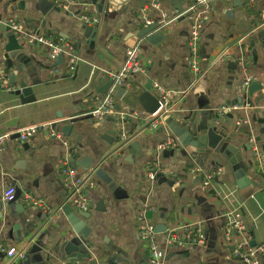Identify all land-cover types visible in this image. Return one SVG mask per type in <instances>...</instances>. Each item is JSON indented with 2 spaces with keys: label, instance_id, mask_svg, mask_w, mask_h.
Returning a JSON list of instances; mask_svg holds the SVG:
<instances>
[{
  "label": "crops",
  "instance_id": "crops-1",
  "mask_svg": "<svg viewBox=\"0 0 264 264\" xmlns=\"http://www.w3.org/2000/svg\"><path fill=\"white\" fill-rule=\"evenodd\" d=\"M46 1L12 0L11 12L4 14L0 6V18L12 20L22 32L67 42L80 61L67 76L66 57L55 67L44 46L19 41L27 63L19 72L12 67L1 74L7 40L0 30V80L10 88H0V134L51 124L69 149L45 130L25 149L12 140L1 153L0 245L15 253L11 257L0 253L4 256L0 264L24 260L34 242L43 253L51 252L46 264H81L66 263L53 251L59 238L73 233L61 212L68 198L61 170L73 160L77 164L89 160L90 168L99 165L114 184L112 193L109 185L90 175V169H75L95 185L84 189L88 206L92 204L86 210L90 217H78L89 230L92 258L110 252L119 256L118 264H148L144 259L150 258L149 252L136 232L138 216L144 214L154 228L160 224L171 230L195 224L205 233V248L191 251L168 250L164 247L167 232L155 233V241L166 253L161 264H245L233 255L239 241H246L249 248H264V0H216L211 5L199 42L198 77L190 69L189 24L187 18L182 19L190 0H156L159 10L149 8V0H97L95 5L93 0H72L66 9L56 7L42 15L39 9L46 7ZM162 12L167 15L159 23L163 41L151 46L135 38L145 26L143 16L157 20ZM83 15L98 20L96 26H88L96 29L92 42L83 37ZM137 42L145 73L130 78L126 89L147 80L159 84L167 92L165 110L149 115L137 102L126 105L116 99L114 106L119 111L113 108L114 114L103 121L90 119L87 113L109 81L106 73L119 68L125 49ZM20 82L31 89L33 102L22 104L12 93ZM245 82L257 84L261 90L249 98L243 93ZM151 92L155 94L153 88ZM192 112L209 115L204 119L214 114L216 126L225 122V133L233 136L236 159L248 167L244 181L235 177L237 164L232 166L213 151L191 156L190 149L180 146L168 132L165 117L176 121ZM119 114L131 116L121 139L117 137ZM159 115L158 126L150 129L148 124ZM64 126H71L68 136L61 132ZM112 131L115 135L109 134ZM123 140L130 141L119 148ZM167 143H173L174 149L160 151ZM153 164L172 186L147 180ZM194 167L202 174H213L209 186H203ZM8 187L18 188L21 195L15 204L3 206V192ZM27 195L38 204L22 202ZM19 205L25 212H14ZM235 215L245 229L240 234L228 230V219ZM46 216L47 220H41ZM252 238L254 247L249 246Z\"/></svg>",
  "mask_w": 264,
  "mask_h": 264
},
{
  "label": "built area",
  "instance_id": "built-area-1",
  "mask_svg": "<svg viewBox=\"0 0 264 264\" xmlns=\"http://www.w3.org/2000/svg\"><path fill=\"white\" fill-rule=\"evenodd\" d=\"M55 7L60 9H66V7L72 3V0H49ZM191 5L189 6L187 12H190V15L187 17L189 30L187 36V47L189 50L190 57V69L195 77L199 76V42L201 39V32L209 19L211 12V5L216 0H190ZM148 7L151 9L159 10V3L156 0H149ZM167 15L165 12L159 14L157 20L146 18L143 16L142 20L144 25H150L152 23H163L166 21ZM81 22L85 23L87 26H96L98 20L95 17H90L83 15L80 17ZM173 18L172 21H174ZM11 25V30L19 41H23L27 44H39L44 46L49 53V58L52 63L57 62L59 56L66 57L67 66L65 74L71 76L76 68V65L80 61L79 58L74 55L71 51V47L67 42H64L60 39L55 40L51 36H41L33 33H25L20 31L18 25L9 20ZM0 23H3V20L0 18ZM142 48L139 42L127 47L124 51V59L122 65L116 70L109 71L106 73L108 80L112 82V85L109 91L102 95L98 100L93 104V106L88 111V116L91 119L97 121H103L105 118L110 117L114 114L113 106L116 98L114 97V90L120 87L127 88L130 78L136 77L138 75L145 73V68L141 62ZM248 82L243 84V87L247 85ZM0 86L5 90L9 91L10 88L4 84L3 80H0ZM154 93L158 96L159 100L163 101L165 104L160 107V110L166 108L168 104L167 92L157 83L152 84ZM219 116L222 115V112H219ZM159 118L152 120L148 127L150 129H156L158 126V120L162 115H159ZM131 117V116H130ZM127 117L124 114L117 115V137L119 139L125 137V129L127 126ZM45 130L47 134L52 139H58L62 144L69 149V143L66 140L62 139L57 132L51 129V124H37L32 126H27L17 130L16 132L2 133L0 134V155L5 150L8 142L16 140L19 147H22L25 144L30 143L33 139L40 133ZM17 136L15 139H13ZM173 143H167L164 146L160 147L161 150L173 149ZM72 151L69 150V155ZM258 156H260L258 154ZM194 173L199 175L202 179L203 186H209L213 174L204 173L197 167L193 168ZM158 174L157 168L153 166L148 170L146 178L150 182H154L156 175ZM62 182L64 186H67L68 189V198L67 204L78 210L86 211L88 209V201L86 194L84 192L86 188H93L95 185L93 181L88 180L82 175H79L75 169L70 168L66 165L61 170ZM14 192L13 187H8L3 192L2 199L4 201H9L12 198ZM22 202L27 205L38 204L36 200L30 196H25L22 199ZM228 230L235 231L240 234L244 232V226L241 222L239 215H235L231 220L229 217ZM154 227L149 223L144 214H140L137 219L136 232L139 240L149 252V260L152 264H161L163 258L165 257V251L160 249L157 242L154 239ZM207 244V239L203 229L199 225H188L181 228L167 230V234L164 241V247L168 250H182V251H191L197 248H205ZM0 253H5L7 256L11 257L15 253V249L6 250L2 245H0ZM233 255L236 259L241 260L245 264H264V248L262 249H253L247 247L246 241H239L236 247L234 248Z\"/></svg>",
  "mask_w": 264,
  "mask_h": 264
},
{
  "label": "water",
  "instance_id": "water-1",
  "mask_svg": "<svg viewBox=\"0 0 264 264\" xmlns=\"http://www.w3.org/2000/svg\"><path fill=\"white\" fill-rule=\"evenodd\" d=\"M96 1L97 0H93L91 3L95 5ZM104 1L110 2L109 0H102V3H104ZM46 3V7L44 9H39L42 15L46 14L49 10H55L56 8L51 2L46 1ZM0 6L4 14L11 12L13 7L12 0H0ZM16 6L19 7V4H17ZM98 7L100 10L102 9V6ZM189 15L190 12H186L182 16V19L187 18ZM82 24L86 29V33L83 35V37L88 42H92L96 29L93 27H88L83 22ZM159 28L160 24L156 22L150 25L143 26L135 34V38L143 39L147 44L155 46L156 44L164 40V36L162 32H160ZM0 30L3 32L2 38L6 37L7 40L6 45L3 47V71L1 72V74H4L5 70H9L12 67L19 72L21 70V65L27 63L25 55L23 54V47L19 44V40L12 32L10 22L6 21L0 23ZM7 32L8 35L6 36ZM61 61L62 57L59 56L54 66L56 67L60 65ZM111 85V81H108L105 84L102 95L106 94L109 91ZM151 89L152 82L150 80H147L142 84H136L130 91L124 87L115 89L114 97L117 100L126 102V105L130 102H137L138 104H140L145 113L154 115L165 103L159 100L158 96L151 92ZM259 90H261V87L251 82L247 83V85L243 87V93L249 98ZM12 93L18 96L22 104L34 101V97L31 94V89L25 86L22 82L18 84V88ZM135 94L137 95L134 97L133 95ZM113 108L114 110L119 111L118 106H114ZM204 116L209 115H206L204 112H192L188 117L179 118L176 121L170 119L169 117H165L164 122L167 126L168 132L177 139V142L180 144V146L190 149L191 156L210 155L211 151H213L215 154L221 155L222 157L227 159L232 166H235L233 163L237 164V167L235 169V177L241 182L244 181L243 179L247 174L248 167L247 165L241 163L238 159H236L235 153L237 152V150L233 148L231 144L233 136L225 133L227 125H225V122H222L220 126H216L217 120L214 114H211L210 117H206V119H204ZM88 117L90 118V116ZM226 117L230 118V116ZM74 122V120H71L70 123ZM70 130L71 126H64L61 132L64 136H68ZM234 130H236V128H234ZM109 134L115 135V132L112 131L109 132ZM16 137L17 136H15L13 139H15ZM129 141L130 140L121 141L119 144V148L127 144ZM26 145L27 144L23 145L22 148L25 149ZM130 147L135 148V144L130 145ZM77 166L84 167L85 170L90 169V175L102 181L104 184L109 185V190L114 193V184L99 165L90 168L89 160H85L84 162H80L78 164L74 160L71 161L70 168L76 169ZM154 182H156L158 185H161L163 183H166L170 186L173 185L172 182L168 181L163 176H159V174L156 175ZM20 195V190L18 188H14L11 200L5 201L3 203V206L15 204L16 201H18ZM91 208L92 204L88 206V210H90ZM14 212L21 214L25 212V208L23 205H19V207L16 206L14 208ZM61 212L68 220L73 233L62 236V238L58 239V243L54 244L53 251L56 253L57 258L63 260L66 263H73L76 261L81 264H118L121 262L119 256L111 254L110 252L96 254V256L92 258L91 254L89 253V249L93 247V243L89 240V230L88 228H85L83 226L82 222L79 221L80 217L86 220L90 217L88 211L72 209V207H70L66 203L61 208ZM41 220H47V216L42 218ZM153 232H167V228L158 224L155 226ZM33 238L34 237L30 238L28 240V243H31ZM249 246H255L253 238L249 241ZM180 254L184 253L182 252ZM0 257L4 258L3 255H1ZM50 257L51 252L43 253L40 244L34 242L31 244L30 248H28L24 260H20L17 264H46L49 261ZM144 260L148 264H152L148 258L145 257ZM12 263L13 260L9 262V264Z\"/></svg>",
  "mask_w": 264,
  "mask_h": 264
}]
</instances>
